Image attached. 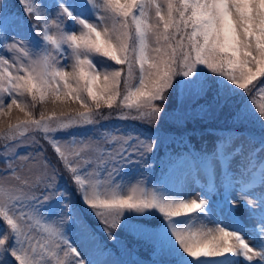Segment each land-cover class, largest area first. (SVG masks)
<instances>
[{
	"label": "snow or ice",
	"instance_id": "6c2138e0",
	"mask_svg": "<svg viewBox=\"0 0 264 264\" xmlns=\"http://www.w3.org/2000/svg\"><path fill=\"white\" fill-rule=\"evenodd\" d=\"M18 2L21 18L0 5V264H118L68 237L81 221L65 174L107 239L142 241L151 264H264V136L247 151L229 138L170 160L191 176L173 189L129 176L150 169L159 137L101 125L113 113L100 111L158 132L171 93L215 86L217 107L264 132V0ZM14 109L23 118L12 122Z\"/></svg>",
	"mask_w": 264,
	"mask_h": 264
},
{
	"label": "trees",
	"instance_id": "16d2710c",
	"mask_svg": "<svg viewBox=\"0 0 264 264\" xmlns=\"http://www.w3.org/2000/svg\"><path fill=\"white\" fill-rule=\"evenodd\" d=\"M9 6L10 13L13 15L20 14L22 17L24 16L22 7L18 1H14ZM15 7H17L16 10L14 9ZM214 87L215 86H213V88ZM180 95V89L173 92V96L171 95L172 100L176 102V108L178 105L181 106ZM211 100H213L212 96ZM201 101V98H197L191 103L190 107L193 109L196 107L200 108ZM234 111L235 107L231 106L230 109H228L226 117H224L220 123L215 120L203 122L201 121L200 116H198L196 117V121L200 120L199 123L195 122L190 126L184 127V129L168 130L164 133L158 131V133H160L158 150L150 158V176L152 180H164L165 176L173 170L169 165L170 160L187 157L192 158L193 151H196L203 156L211 155L210 152L214 150V146L219 144L222 139L228 140L231 138L233 141L236 137L244 134L249 138V149L252 147H258L260 137L264 136V132L261 131L260 125L257 123L241 124L235 122L233 120ZM199 112L201 113L199 110L195 114H198ZM112 122L113 121L109 123ZM101 125H105L104 121H101ZM126 125L130 128L132 123H126ZM250 137L254 138V140L250 139ZM46 148L54 159L51 148L48 146ZM65 175L73 190V186L68 180L67 174ZM74 204H77V207L79 206L80 209H83L80 214L82 215L84 222L89 226L91 235H96L100 248L103 249L105 253H113L119 264H129V261L125 257V249L129 250L130 259L132 260L131 264H151L152 260L155 259L147 244L128 236L127 234L118 233V244H114L113 241L108 240L103 231L104 225L91 214V210L87 206H80H83V204L79 202L76 195Z\"/></svg>",
	"mask_w": 264,
	"mask_h": 264
},
{
	"label": "rangeland",
	"instance_id": "374dc122",
	"mask_svg": "<svg viewBox=\"0 0 264 264\" xmlns=\"http://www.w3.org/2000/svg\"><path fill=\"white\" fill-rule=\"evenodd\" d=\"M14 1H18V0H0V5H6L7 6L6 10L9 12V7H10L9 5L13 3ZM48 2L51 3L52 0H48ZM14 9L16 10L17 7H15ZM14 16L17 18L22 17L20 14H17ZM17 32L20 34H27L28 23L26 22V20L21 23V26L17 29ZM68 70H71V69L69 68ZM205 71H207V69H205ZM213 93H214V88L209 89L207 94L202 95V96H196L187 90H181V95H180L181 106L178 105L177 108H176V102H174L171 97V95L173 96V93H171L169 96V105L171 107L168 108V112L170 113V115L168 118L164 119L161 122V125L159 127V132L164 133L165 131H168V130L184 129V127L190 126L191 124H194L195 122L199 123L200 120L196 121V117L198 116H200L201 121L203 122L208 121V120H215L216 122L220 123L224 119V117H226L228 109H230L231 106L230 107H217L213 103V100H211V96L213 97ZM197 98L202 99L201 107L200 108L196 107L195 109H193L190 107L191 103ZM46 107L49 110V112L53 109V105L51 103L47 104ZM72 107L76 108L79 106L78 104H73ZM199 110L201 111V113L199 112L198 114H195ZM32 111H33V115L36 118H39L41 106L37 105V107L33 109ZM100 111L104 113L105 115H107L109 112L113 113L114 118L104 121V124H105L104 126L119 125L120 127L126 130L135 128L136 131L142 133L144 136H158V137L160 136V133H158L156 128L153 126L144 124L140 121H131V120L123 121V120L116 119L115 114L118 111V109H116L115 107L113 109H109L106 106H102ZM17 116H19L20 118H23V113H20L18 109H14L13 112L10 114L12 122H15V119ZM0 119H3L5 122H7L9 117H2ZM111 121L113 122L109 123ZM126 123H132V126L128 128ZM150 127L152 128L151 131L148 130ZM239 142H241L244 145L245 151H247L248 144H249V138L246 135L241 134L240 136L236 137L232 141V144L238 145ZM41 143H44V141L41 140ZM229 146L231 147L232 145L230 144ZM45 147H47L46 144H45ZM47 155L49 156V158H52L48 150H47ZM261 155H264V154H261ZM149 164H150V161H149ZM150 169H151V164H150ZM150 169L145 171L141 167V169L139 170H129V176L139 177L140 173H142L144 177H148L149 179H151ZM233 169H235V163L233 164ZM201 178L203 180V173H201ZM165 181L168 183L170 188L178 189L179 187L190 183L191 176L189 175V169L186 166L181 167L179 169H175L166 177ZM60 184L62 186V189L66 190L71 195L73 206L75 208L76 213L79 215V218L81 221L80 224H76L71 227V229L67 232L68 237L72 239L73 241H75L81 247H85V248L93 249V250L97 246L100 247L98 241L96 240V235H91L89 226L84 222V219L82 215L80 214V212L83 209L82 208L80 209L79 206L77 207V204H74L75 195L73 193L72 188L69 185V182L66 179V175L60 181ZM198 193H199V187L194 189V191L190 194V196L194 197ZM234 199L239 200L240 197L234 196ZM80 206L85 207L86 205H83V206L80 205ZM237 215H239L241 219H246V213L243 208H238ZM209 226H212V225H209ZM86 234L94 237L95 238L94 241L85 240ZM125 257L129 261V264H131L132 260L130 259V253L128 249H125ZM104 258L118 262L117 258L112 253H110V255H106Z\"/></svg>",
	"mask_w": 264,
	"mask_h": 264
}]
</instances>
